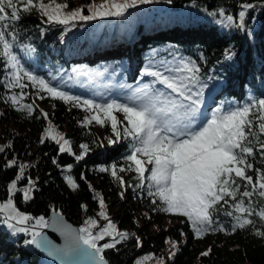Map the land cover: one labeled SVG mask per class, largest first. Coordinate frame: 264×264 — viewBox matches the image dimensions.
I'll return each instance as SVG.
<instances>
[{
    "label": "snow or ice",
    "instance_id": "snow-or-ice-1",
    "mask_svg": "<svg viewBox=\"0 0 264 264\" xmlns=\"http://www.w3.org/2000/svg\"><path fill=\"white\" fill-rule=\"evenodd\" d=\"M152 2L103 0L97 4L93 0L87 5L89 14H85L83 6L70 8L67 0L62 3L0 0V68L5 70L4 85L9 90L0 99L29 117L39 115L46 119L41 143L50 138L57 143L59 152L70 153L77 161L88 156L92 150L90 143H79L77 150L67 134L56 129L49 112L35 103L36 98L44 99L47 95L86 110L90 115L80 123L89 126V132L94 122L110 125L113 135L108 143L127 139L128 151L120 161L99 167L110 173L120 186L119 196L124 198L132 189L138 198L147 197L154 211L183 215L190 224L193 238H204L209 233H236L251 227L255 235L264 239V227L256 228L258 221L253 218L258 217L264 224V204L253 199L254 196L264 198V139L261 138L264 95L252 96L246 102L218 104L210 110L207 106L210 85L217 78L203 71L201 61L186 57L179 50L173 51L171 61L150 60L145 64L142 72L150 79L139 87L127 85L129 91L122 99L111 95L104 99L74 94L62 87L74 78L68 74L66 81L65 69L61 68L56 75L38 74V69L30 66L32 59L38 56V49L30 40L25 42L21 21L32 11L39 12L42 19L46 17L45 24L63 25L64 35L72 28L83 27L80 22L98 17H121L130 8ZM192 3L195 5L196 0ZM257 8L264 10V0H241L238 10L231 13L223 6H209L204 11L218 17L221 25L250 33L248 18ZM224 55L231 60L236 53L229 48ZM31 86L36 88L35 93L29 90ZM26 97L31 102H26ZM117 112L122 113V117ZM0 115H5L4 109H0ZM256 121H259L258 126ZM103 142L95 141L97 145ZM10 147L11 142L0 144V152ZM257 158L261 161L259 167L255 163ZM30 166L16 158L5 161V167L17 168V175L8 184L11 194L0 200V223L13 234H28L30 239H25V244L44 250L61 264H112L106 256L107 250H117L118 245L133 237L138 246L143 244L138 235L118 227L105 210L107 202L102 194L98 198L99 218L87 216L78 227L69 223L63 211H57L55 206L54 215L49 218L22 211L16 204L15 193L21 191L23 198L29 200L38 187V177H26V168ZM62 167L69 170L64 177L67 183L78 189V178L71 174L75 165L67 163ZM128 173L132 176L126 179ZM25 177L29 183L19 187ZM89 187L96 191L90 182ZM82 207L88 209L89 205L85 203ZM221 211L230 217L227 223L220 219ZM45 228L61 232L65 243L56 244L43 231ZM168 239L173 245L168 256L175 257L181 242ZM212 251L209 246L201 255L208 256ZM152 255L138 258L136 264H143ZM156 264H167V260L161 255Z\"/></svg>",
    "mask_w": 264,
    "mask_h": 264
},
{
    "label": "trees",
    "instance_id": "trees-1",
    "mask_svg": "<svg viewBox=\"0 0 264 264\" xmlns=\"http://www.w3.org/2000/svg\"><path fill=\"white\" fill-rule=\"evenodd\" d=\"M67 2L70 8L83 6L85 14H89L87 5L93 0ZM95 2L100 4L103 1ZM240 2L196 0L194 5L192 0H172V3L153 0L152 3L130 8L121 17H98L80 22L83 27L72 28L64 35L63 25L45 24L46 17L42 19L35 10L25 15L21 24L25 30V42L30 40L38 49V56L32 59L30 66L38 69V74L51 71V75H56L61 68L65 69L66 81L68 74L74 77L62 85L65 90L74 94L83 93V87L75 82L77 72L82 69H89L92 74L102 73L103 80H125L131 84L148 82L150 78L142 72L145 64L150 60L171 61L173 51L179 50L184 56L201 61L203 71L217 78L210 85L207 104L210 110H214L218 104L246 102L252 96L264 95V10L257 8L250 12V33L221 25L218 17L204 11L209 6H223L231 13L238 10ZM229 48L236 53L231 60L224 55ZM43 67L50 70H43ZM73 69L77 71L73 72ZM4 71L0 68V98L9 91L4 85ZM29 90L36 92L34 86ZM45 100L44 103L52 106L49 114L56 129L66 133L74 146L88 141L91 147H101V144L95 143L101 140L95 125L91 126V132L88 131L89 126L81 125L80 110L78 112L56 98L47 96ZM25 101L31 102L28 97ZM2 107L5 115H0V118L12 123L14 128H8L7 135H0V144L11 142L7 151L0 152V200L11 194L8 184L17 175V168L5 167V161L16 158L31 165L26 168V177H38V187L31 199L25 200L21 191L14 195L17 206L33 216L48 218L55 206L78 227L87 216L99 218L98 198L101 194L105 197L106 210L118 227L143 240V244L138 246L133 237L118 245L117 250H107L106 256L112 264H136L138 258L147 254L154 255L145 259L143 264H156L161 255L167 264H264V239L255 235L251 227L236 233H209L204 238H193L190 224L183 215L154 211L151 201L147 197L138 198L132 189L121 198L120 186L99 165L120 161L128 151L127 139H118L99 153L77 161L70 153L59 152L57 143L50 138L41 143L47 127L46 119L39 115L29 117L0 99V109ZM117 115L122 117V113L117 112ZM255 123L258 126L259 121ZM102 129H109L111 133L110 125L102 126ZM261 138L264 139V134ZM67 163L75 165L71 174L78 178V189H73L64 178L69 170L62 165ZM255 163L260 166L259 158ZM130 176L131 173L126 174V179ZM26 177L19 182V187L29 183ZM89 182L95 192L89 187ZM253 199L264 204V198L254 196ZM85 203L89 205L88 209L82 207ZM253 218L258 221L256 228L264 227L258 217ZM220 219L227 223L230 217L221 211ZM169 237L172 241L181 242L175 257L168 256L173 247ZM25 239H30L28 234H13L5 224L0 223V264H55L46 255L40 254L34 245L25 244ZM209 246L213 249L212 253L202 256L201 253Z\"/></svg>",
    "mask_w": 264,
    "mask_h": 264
},
{
    "label": "rangeland",
    "instance_id": "rangeland-1",
    "mask_svg": "<svg viewBox=\"0 0 264 264\" xmlns=\"http://www.w3.org/2000/svg\"><path fill=\"white\" fill-rule=\"evenodd\" d=\"M97 1H103V0H97ZM87 72L88 75L84 76L83 73ZM81 74L84 76V78H82V80H80L79 82L83 85V86H87V88L90 90V92H88V97L90 98H104L107 99V97L109 95H111L113 98H123L126 94L127 91H129V89H127V85H132L133 87H139L141 86L142 83H147V81L141 82V83H137V84H129L126 81H122V82H107V81H103L101 78V73H95V75H93L91 77L90 71H83L81 72ZM121 84V85H120ZM124 86V87H122ZM47 98V96H44V99H40L39 97H37V105H39L40 107H42L43 109L49 111H52V106L49 104L44 103V101H46L45 99ZM2 109H4V107H2ZM75 110H80V117L81 120L84 119L86 116L90 115V113H88L86 110L84 109H78L76 107H74ZM5 110V109H4ZM78 115V116H79ZM93 125H95V128H97V131L99 133V136L101 138L102 141H104L101 144V147H91L92 150L89 152L88 156L84 157L82 160H85L93 155H95L96 153H99V151H101L102 148L104 147H110L113 143H108V139L111 135V133H109V129L107 130H103L102 126L99 124H96L95 122L93 123ZM8 128L13 129L14 126L12 123H10L9 121L6 120H2L0 118V135L1 136H5L7 135V130ZM73 142V141H72ZM77 150L78 149V145H77ZM106 210V209H105ZM101 219V222L103 223V219Z\"/></svg>",
    "mask_w": 264,
    "mask_h": 264
},
{
    "label": "water",
    "instance_id": "water-1",
    "mask_svg": "<svg viewBox=\"0 0 264 264\" xmlns=\"http://www.w3.org/2000/svg\"><path fill=\"white\" fill-rule=\"evenodd\" d=\"M54 215L53 211L50 213L49 217H52ZM48 217V218H49ZM65 217V216H64ZM65 219L71 223L66 217ZM72 224V223H71ZM75 226V225H74ZM43 231L56 243V244H59V245H63L65 243V238L64 236L61 234V232L57 231L55 228H45L43 229ZM35 247V246H34ZM37 249V251L40 253V254H44L46 255L49 260H51L53 263L55 264H61V262L56 259L55 257H50L48 256V254L42 250V249H39L37 247H35Z\"/></svg>",
    "mask_w": 264,
    "mask_h": 264
}]
</instances>
